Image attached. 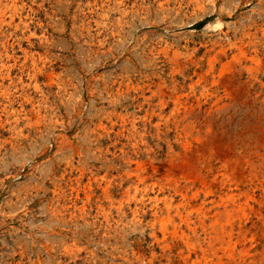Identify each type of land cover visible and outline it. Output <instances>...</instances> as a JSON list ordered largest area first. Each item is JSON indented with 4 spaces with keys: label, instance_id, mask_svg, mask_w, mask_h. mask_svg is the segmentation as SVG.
<instances>
[{
    "label": "rangeland",
    "instance_id": "obj_1",
    "mask_svg": "<svg viewBox=\"0 0 264 264\" xmlns=\"http://www.w3.org/2000/svg\"><path fill=\"white\" fill-rule=\"evenodd\" d=\"M0 264H264V0H0Z\"/></svg>",
    "mask_w": 264,
    "mask_h": 264
},
{
    "label": "bare ground",
    "instance_id": "obj_2",
    "mask_svg": "<svg viewBox=\"0 0 264 264\" xmlns=\"http://www.w3.org/2000/svg\"><path fill=\"white\" fill-rule=\"evenodd\" d=\"M238 54V53H237ZM135 141V140H134ZM141 168V167H140ZM136 169V168H135ZM137 170V169H136ZM135 170V171H136ZM143 170V169H142ZM204 185V184H203ZM212 192V191H211ZM252 196V195H251ZM128 200V199H127ZM208 200V199H207ZM231 205V204H230ZM101 207V206H100ZM161 207V206H160ZM180 207V206H179ZM246 207V206H245ZM171 208V207H170ZM183 210V209H182ZM190 211V210H189ZM186 213V212H185ZM171 214V213H170ZM182 214V213H181ZM185 215V214H184ZM156 216V215H155ZM228 218V217H227ZM169 219V218H168ZM237 221V220H236ZM187 229L190 231V233H192V235H194V234H196V232H197V225L196 224H194L193 223V225L192 226H190L189 225V219H187ZM215 223H216V221H215ZM199 224H200V227H201V230H203V232H205V235H207L208 237H209V233L211 232V231H213L211 228H210V226H205L204 224H203V221L202 220H200L199 221ZM215 225L214 224H212V226L211 227H214ZM151 227V226H150ZM208 228V231H205V230H207V228ZM219 227H222V228H220V231H223V225H221V226H219ZM213 229H215V228H213ZM175 230V229H174ZM183 234H184V236H185V238L184 239H189L188 238V235L186 234V232H183ZM198 235V234H197ZM161 236V235H160ZM155 237V236H154ZM178 246V245H177ZM207 247H209V246H207ZM218 247V246H217ZM223 248V247H222ZM225 252V251H224ZM248 253V252H247ZM222 254V253H221ZM225 254V253H224ZM233 254V253H232Z\"/></svg>",
    "mask_w": 264,
    "mask_h": 264
}]
</instances>
